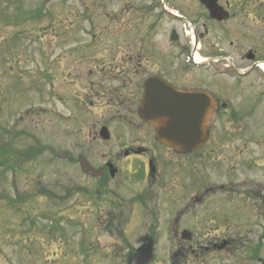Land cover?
<instances>
[{
  "label": "flooded vegetation",
  "instance_id": "1",
  "mask_svg": "<svg viewBox=\"0 0 264 264\" xmlns=\"http://www.w3.org/2000/svg\"><path fill=\"white\" fill-rule=\"evenodd\" d=\"M114 13L107 18H114L117 25H130L126 35L128 40L120 33L116 48L101 52L102 58L98 55V62L92 65L84 51L75 55L71 49L61 50L62 53L52 57L45 75L48 90H39L40 103L20 120L12 122L13 116L8 115L4 121V104H0V173L5 168L16 171L17 166L32 162L38 155L35 144L20 149L13 146L14 141L31 137V131L26 134L18 131L27 115L30 114L27 117L30 120L34 118L36 133L46 128L44 122L48 115L46 122L66 138L73 136L75 115L87 119L91 115L97 123L86 132L92 143L90 149L96 144L105 152L98 157L89 149V155L85 154L98 171L96 175L83 176L91 190L86 193L89 197L84 203L86 209H90V198L96 212H100L101 205L109 207L103 221L105 231L122 232L128 225L138 224L137 216H141L144 217L143 223L139 224L142 228L147 226L153 233L164 226V231L178 239L181 230L173 224L176 216L192 207L208 214L213 211L205 202L212 201L216 183L209 178L208 181L202 179L205 171L201 167L205 156H209V161L212 156V162L226 158L220 149L216 152L226 137L238 138L234 154L239 158L246 153L244 149L249 150L247 145L251 140H247L248 137L251 134L257 136L258 139L251 142L258 145V159L251 162L237 159V163L261 167V153H264V0H190L178 5L168 0H147L143 4L129 1L117 4ZM140 24L146 26L139 29ZM24 36L19 33L16 39L23 40ZM3 52L0 98L17 91L24 81L23 74L15 71L21 57L14 54L22 51L13 49L8 43ZM147 81L159 89L166 85L177 95L194 96L193 102L197 104L194 114L207 121L203 128L205 141L196 151L176 155L155 139V126L145 122L139 114ZM254 83L257 92L246 98L247 85ZM24 91L26 93L27 89ZM47 104L48 107L43 106ZM256 111L260 118L256 119L257 128L251 130L249 125ZM58 120H62L59 125ZM104 127L108 132L106 140L100 136ZM257 132L259 134L255 135ZM70 149L72 146L59 155L69 169L74 165ZM234 154L228 160L229 169L234 165ZM173 157L178 158L182 172L193 173L195 178L200 173V182H192L195 192L188 198L177 196L166 201L165 196H172L167 194V189L176 184L175 178L164 175L167 163ZM35 165L33 168L41 166L38 160ZM111 167L117 170L114 177L109 172ZM209 170L212 172V168ZM124 174H135V177H124L123 182L139 184L129 199L117 198L109 192L110 184ZM60 177L65 178L62 185H66L67 203L71 201L73 177L71 173ZM178 179L182 181L183 177ZM93 184L95 188L90 186ZM57 185L58 182L54 186L56 191ZM43 190L46 191L38 189L37 193ZM56 191H49L45 196L58 198ZM19 201L18 204L25 208L24 214L30 215L33 210L26 204V195ZM200 206L201 210L198 209ZM150 239L149 236L145 246H153L155 240Z\"/></svg>",
  "mask_w": 264,
  "mask_h": 264
},
{
  "label": "rangeland",
  "instance_id": "2",
  "mask_svg": "<svg viewBox=\"0 0 264 264\" xmlns=\"http://www.w3.org/2000/svg\"><path fill=\"white\" fill-rule=\"evenodd\" d=\"M129 1L143 4L147 0H51L48 4L47 0H0V63L3 67V51L9 43L13 49L22 51L14 54L21 57L15 71L18 70L24 78L22 87L0 98V104H4L3 120L11 115L12 122L18 121L38 106L39 90H48L45 75L52 57L62 53L61 50L71 49L75 55L84 51L89 65H92L98 62V55L102 58L103 53L116 48L120 33L128 40L126 35L130 25H117L114 18L107 17L115 15L117 4ZM168 1L178 5L190 0ZM145 26L140 24L138 28ZM19 33L27 35L23 40H17ZM13 38L16 40H9ZM256 92L255 83L248 84L246 98ZM43 106L48 107V104ZM256 113L249 125L251 130L258 125L256 119L260 116ZM27 117L18 131L25 134L31 131V137L14 141L13 146L20 149L35 144L38 148L35 160L41 166L33 168L36 166L33 160L17 166L16 171L5 168L0 173V264H264V153H261V167L237 163V159L250 162L258 159V145L251 142L257 140V136L251 134L248 137L247 140H251L247 145L249 150L244 149L246 153L239 158L234 154L238 138L229 137L225 138L228 143L223 140L216 149L226 156L224 160L212 162V156L211 161L209 156L203 158L209 164L202 163V171H205L202 179L216 183L212 201L205 202L213 211L208 214L192 207L174 218L175 226L192 233V240L186 242L175 239L174 235L164 231V226L153 233L147 226L142 228L139 224L143 223L144 217L141 216H137L138 224L128 225L122 232L105 231L103 221L109 207L101 205L100 212H96L90 198V209H86L84 203L89 197L83 191L91 190L79 169L77 157L89 155L92 143L86 132L96 125L95 117L88 115L87 119L75 115L73 136L69 138L46 122L48 115L44 122L46 128L41 129V133H36L34 118L30 120ZM60 122L62 120H58V125ZM71 146L69 155L74 165L69 169L59 155ZM92 149L98 157L105 152L96 144ZM232 153L234 165L229 169L227 163ZM178 164V158L173 157L166 166L164 175L176 179L174 188L166 191L172 195L165 196L168 198L166 201L177 196L188 198L195 192L192 182H200V173L195 178L193 173L182 172ZM64 173H71L73 177L71 201L67 203L66 185H62L65 178L60 177ZM132 176L124 174L118 177L108 185L109 192L116 194L117 198L129 199L139 184L129 185L122 178H134L135 174ZM180 177H183L182 181L178 179ZM57 182L58 191L54 189ZM23 186L24 191H21ZM90 186L95 188L94 184ZM38 189L46 191L37 193ZM243 190L246 191L243 193ZM49 191H56L58 198L45 196ZM24 194L26 204L33 210L30 215L24 214V208L18 204ZM149 236L155 242L152 247L144 248L142 245ZM224 242L226 245L221 246Z\"/></svg>",
  "mask_w": 264,
  "mask_h": 264
},
{
  "label": "water",
  "instance_id": "3",
  "mask_svg": "<svg viewBox=\"0 0 264 264\" xmlns=\"http://www.w3.org/2000/svg\"><path fill=\"white\" fill-rule=\"evenodd\" d=\"M173 92L166 85L159 89L151 81H147L139 113L142 119L156 127V140L178 154H185L203 144L206 120L203 116L199 118L194 114V106L197 105L193 102L194 96L177 95ZM78 162L83 173L93 171L84 157L80 156ZM182 238L190 240L191 234L185 231Z\"/></svg>",
  "mask_w": 264,
  "mask_h": 264
}]
</instances>
